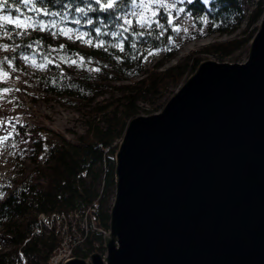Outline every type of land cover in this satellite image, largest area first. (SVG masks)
<instances>
[{
    "label": "trees",
    "instance_id": "obj_1",
    "mask_svg": "<svg viewBox=\"0 0 264 264\" xmlns=\"http://www.w3.org/2000/svg\"><path fill=\"white\" fill-rule=\"evenodd\" d=\"M135 1L124 0L117 9L104 10L95 0H43L42 5L37 4L40 13H36L7 0L5 8L0 9V15L16 17L19 13L15 9L20 8L45 25L43 29L39 24L32 25L26 34L18 35L14 25L0 21V49L5 51L0 55V61H4L0 72L13 70L20 57H36L46 65V71L38 75L42 97L64 100L89 114L86 132L76 144L50 131L40 135L34 145L37 159L30 176L13 188L0 189V264H22L23 259L48 264L61 239L55 231H37L39 216H85L90 208L96 211L93 219L88 218L89 232L82 246L74 248V256L87 259L95 252L105 253L104 236L109 231L115 196V153L128 123L141 114L140 103L155 107L148 115L159 112L170 88L180 87L200 64L199 55L192 53L163 69L165 61L174 58L173 50L167 53V60L147 69L146 57L168 50L177 27L163 10L158 17L160 24L141 29L131 18ZM183 7L198 27L208 22L210 34H232L246 22L240 38L202 50L223 59L249 48L264 14V1L248 16L241 0H211L209 5L204 0H192ZM45 11L57 15H45ZM125 20L130 23L125 24ZM66 27L81 30L84 41L91 44L85 42L82 47L67 40L63 34ZM101 42L103 47L97 46ZM110 92L112 99L100 106L98 100ZM36 174L46 180L45 186L34 183ZM4 241L8 248H1Z\"/></svg>",
    "mask_w": 264,
    "mask_h": 264
},
{
    "label": "water",
    "instance_id": "obj_2",
    "mask_svg": "<svg viewBox=\"0 0 264 264\" xmlns=\"http://www.w3.org/2000/svg\"><path fill=\"white\" fill-rule=\"evenodd\" d=\"M105 255L64 264H264V14L244 63L201 62L115 153Z\"/></svg>",
    "mask_w": 264,
    "mask_h": 264
},
{
    "label": "rangeland",
    "instance_id": "obj_3",
    "mask_svg": "<svg viewBox=\"0 0 264 264\" xmlns=\"http://www.w3.org/2000/svg\"><path fill=\"white\" fill-rule=\"evenodd\" d=\"M191 1L162 0L164 4L168 5L167 8L152 5L151 10L147 12H144V9L139 6L141 0L135 1L131 18L135 20V23L141 29H147L153 25L160 24L158 17L159 13L163 10L169 13L171 21L177 27V34L171 43V47L168 50L153 52L147 56L145 60L146 68H153V65L159 60H167V53H171L173 50L175 52L174 58L165 61L163 69L176 65L181 59L189 57L192 53H195L196 57L199 55L200 63L205 60L232 64L246 62L249 48L239 50L232 56L225 57L224 59L217 55H208L202 52L203 49L217 43H224L240 38L242 31L246 27V22L235 33L225 35L219 33L210 34L208 22H205L202 27H198L194 19L184 12V4ZM262 1L264 0H241L246 15L248 16L256 5ZM204 2L206 5H209L211 0H204ZM153 11L156 13L155 16L152 15ZM141 12H144V15L148 17V25L145 27H141L140 23L137 22L140 20ZM3 16L15 18L7 13L0 15V17ZM0 21L3 24L14 25L2 18H0ZM64 30L63 34L67 40L74 41L82 47L85 45V42L86 44L88 43V41H84L86 39L81 30L73 27H66ZM1 54H5V51L2 49H0ZM25 57L28 59L26 60ZM45 71L46 65L38 58L23 56L19 58L18 65L13 70L0 72V110L5 115V118H0V141H2L0 142V189L2 187L13 188L16 183L30 176L36 166L35 162L37 158L34 145L40 139V135L46 136L47 132L50 131L60 136V138L76 144L79 137L86 132L89 114L84 110H79L78 107L64 100L57 101L42 97L44 91L39 84L38 75ZM187 79L188 77L183 80L180 87ZM180 87L170 88L165 96L166 102ZM111 95H113V92L100 98L98 100L100 106L106 105L112 99ZM116 97L118 96H114L113 98ZM166 102H163V107ZM139 106L142 109L139 116H147L155 108L153 105L145 103H140ZM21 129L27 131L26 134H23ZM32 179L35 184H39L42 187L46 185V180L37 174ZM67 221V223H61L60 225L58 223V230L61 232L60 239L63 241L61 248L63 253L66 254L69 249H74L78 245L82 246V242L86 237V234L83 236L82 233L83 231L85 233L86 231L89 232V229H86L88 228L86 221L81 220L77 215L71 216ZM70 222L72 224H69ZM8 247L5 241L1 245L3 249ZM58 253L59 251L56 254ZM102 255H105V253ZM71 256V258L75 257L74 253ZM32 260L27 259L26 264H36V261ZM39 264L45 263L39 262Z\"/></svg>",
    "mask_w": 264,
    "mask_h": 264
},
{
    "label": "snow or ice",
    "instance_id": "obj_4",
    "mask_svg": "<svg viewBox=\"0 0 264 264\" xmlns=\"http://www.w3.org/2000/svg\"><path fill=\"white\" fill-rule=\"evenodd\" d=\"M13 2L15 3H20L23 4V6L28 9L29 12H36V13H40L41 9L39 7H37V4L42 5L43 4V0H13ZM95 3L100 5L101 9L104 10H115L117 9L118 5H121L124 3V0H104V3H101V0H95ZM7 4V0H0V9L5 8ZM152 5H157L159 7L162 8H167L168 5L164 4L162 2V0H141V4L139 5L141 8L144 9V12L150 11L152 8ZM77 11H81L83 12L84 10L81 8H77ZM15 11L17 13H19V15H17L14 19L9 17V16H3L0 17L3 20L9 21L10 23H13L16 27V29H18L19 31L17 32L18 35H23L26 34L27 30L29 27H31L32 25H36L39 24L41 29H43L45 27V25H43L42 22H38L35 21L33 19L32 16H26L23 12H21L20 8H16ZM144 12L140 13V20H138L137 22L140 23L141 27H145L146 25H148V17H146L144 15ZM45 15L51 14V15H57V13H48L47 11L44 12ZM152 15L155 16L156 13L153 11ZM23 18V19H22ZM141 21H143L141 23ZM79 21H77L78 23ZM89 23H91V21H88ZM130 22L128 20H125V24H129ZM158 23V21H157ZM169 23H171V21H169ZM124 31H128L127 28L123 29ZM97 34L99 35V31H97ZM11 38V37H9ZM88 43L91 44V41H88ZM99 47H103V43L101 42L99 45H97ZM5 48V50H7V45L3 46ZM123 50V49H121ZM25 59L27 60L28 58L25 57ZM4 63V61H0V64ZM2 142V141H0Z\"/></svg>",
    "mask_w": 264,
    "mask_h": 264
},
{
    "label": "built area",
    "instance_id": "obj_5",
    "mask_svg": "<svg viewBox=\"0 0 264 264\" xmlns=\"http://www.w3.org/2000/svg\"><path fill=\"white\" fill-rule=\"evenodd\" d=\"M95 211L96 210L94 208H90L86 212L85 216H82L79 213H77V214L76 213H70L71 215L70 214L66 215V214H63V213L62 214L52 213L51 215L41 214L39 216V219H38L39 220V223H38L37 231L40 232V233L41 232H44V233H47V234L51 233L52 231H55V233L60 238L61 232H60V230H58V228H59L58 223H59V225L61 223H67L68 222L67 220H69L70 217L71 216H74V215H77L78 217H80L81 220H85L86 223H87V225H88V228H86V229H89L88 218L93 219L92 216L95 213ZM69 224H72V222H70ZM83 233H85V231H83ZM87 233H88V231H86L85 234H87ZM62 243H63V241H61V245L59 246V248L51 256L48 264H64L65 262H67L68 260L71 259V257H72L71 254L74 253L73 252L74 249H72V248L69 249V251H68L67 254L66 253H63L62 248H61ZM58 251H59V253L56 254ZM23 263L26 264V260L25 259H23Z\"/></svg>",
    "mask_w": 264,
    "mask_h": 264
},
{
    "label": "bare ground",
    "instance_id": "obj_6",
    "mask_svg": "<svg viewBox=\"0 0 264 264\" xmlns=\"http://www.w3.org/2000/svg\"><path fill=\"white\" fill-rule=\"evenodd\" d=\"M4 116H5V115H4L3 111L0 110V118H5Z\"/></svg>",
    "mask_w": 264,
    "mask_h": 264
}]
</instances>
